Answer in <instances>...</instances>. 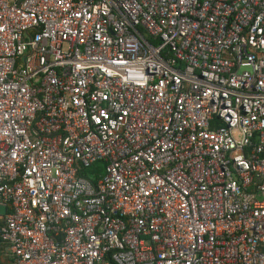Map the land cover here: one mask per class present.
<instances>
[{
    "label": "built area",
    "instance_id": "obj_1",
    "mask_svg": "<svg viewBox=\"0 0 264 264\" xmlns=\"http://www.w3.org/2000/svg\"><path fill=\"white\" fill-rule=\"evenodd\" d=\"M0 204L1 264H264V0H0Z\"/></svg>",
    "mask_w": 264,
    "mask_h": 264
},
{
    "label": "water",
    "instance_id": "obj_2",
    "mask_svg": "<svg viewBox=\"0 0 264 264\" xmlns=\"http://www.w3.org/2000/svg\"><path fill=\"white\" fill-rule=\"evenodd\" d=\"M6 211H7V208H6V206L5 205H3V204H0V215H3V214H5L6 213ZM1 264V263H0Z\"/></svg>",
    "mask_w": 264,
    "mask_h": 264
},
{
    "label": "trees",
    "instance_id": "obj_3",
    "mask_svg": "<svg viewBox=\"0 0 264 264\" xmlns=\"http://www.w3.org/2000/svg\"><path fill=\"white\" fill-rule=\"evenodd\" d=\"M99 169H100V167H99ZM1 222H2V221H1V219H0V224H1Z\"/></svg>",
    "mask_w": 264,
    "mask_h": 264
}]
</instances>
